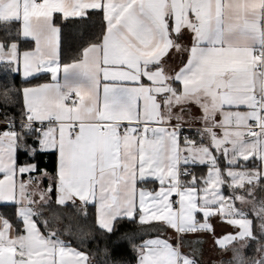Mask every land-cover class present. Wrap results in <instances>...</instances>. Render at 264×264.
Wrapping results in <instances>:
<instances>
[{
    "label": "snow or ice",
    "instance_id": "6c2138e0",
    "mask_svg": "<svg viewBox=\"0 0 264 264\" xmlns=\"http://www.w3.org/2000/svg\"><path fill=\"white\" fill-rule=\"evenodd\" d=\"M0 264H264V0H0Z\"/></svg>",
    "mask_w": 264,
    "mask_h": 264
}]
</instances>
